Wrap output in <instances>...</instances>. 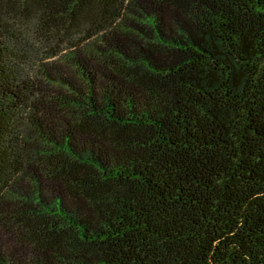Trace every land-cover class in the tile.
Wrapping results in <instances>:
<instances>
[{
    "label": "trees",
    "instance_id": "obj_1",
    "mask_svg": "<svg viewBox=\"0 0 264 264\" xmlns=\"http://www.w3.org/2000/svg\"><path fill=\"white\" fill-rule=\"evenodd\" d=\"M0 264H264V0H0Z\"/></svg>",
    "mask_w": 264,
    "mask_h": 264
}]
</instances>
